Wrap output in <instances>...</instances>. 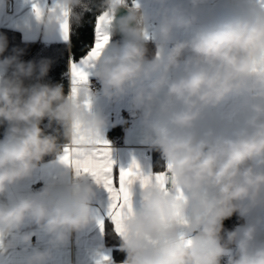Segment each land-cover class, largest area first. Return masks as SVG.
<instances>
[{
	"label": "clouds",
	"instance_id": "9594fccd",
	"mask_svg": "<svg viewBox=\"0 0 264 264\" xmlns=\"http://www.w3.org/2000/svg\"><path fill=\"white\" fill-rule=\"evenodd\" d=\"M89 12L108 39L76 65L86 79L70 67L67 93L44 82L50 60L24 61L20 48L5 56L0 34V264H57L74 234L93 222L103 231L95 202L106 189L82 166L106 140L101 98L126 100L164 161L159 172L139 166L130 200L111 214L106 191L120 264H264V0H32L30 9L49 37L71 35ZM91 255L109 260L99 247Z\"/></svg>",
	"mask_w": 264,
	"mask_h": 264
},
{
	"label": "crops",
	"instance_id": "0c3cea01",
	"mask_svg": "<svg viewBox=\"0 0 264 264\" xmlns=\"http://www.w3.org/2000/svg\"><path fill=\"white\" fill-rule=\"evenodd\" d=\"M41 3H50L51 0H40ZM32 0H12V11L9 12L7 8L0 12V28H7L18 32L24 41L36 42L42 41L46 43L51 42H68L61 33L49 37L45 36L41 30V26L35 23L30 14ZM26 25V26H25ZM86 56L83 58L85 59ZM80 61L73 62L76 65L81 64ZM70 64V67L72 64ZM70 71V69H69ZM99 84L95 89H99ZM99 105L108 120V126L105 129L106 140L112 149V159L116 162L113 170L114 185L118 187V169L128 168L133 160L140 166L142 171L147 173L149 169L152 172H159L163 167H159L161 162L160 154L148 146L145 142L142 127L138 120H124L123 114L129 113V107L126 100L109 102L103 100L99 101ZM115 128H122L121 135L116 131L114 136L111 132ZM51 159V158H50ZM50 159H46L50 160ZM164 162V161H163ZM164 165V163H163ZM32 187L39 182H42L38 175ZM139 191V185L133 188L134 198ZM108 206V194L101 186L98 189V197L95 202L96 214L104 223V229L93 222L83 232L74 234L69 244L57 252V264H96V260L91 255V250L94 248H101L102 254L109 257L106 264H120L124 260V253L119 248L118 242H109L107 238V231L113 225L106 215ZM44 241L42 235L38 234L32 238L34 246H41ZM22 255V253H19Z\"/></svg>",
	"mask_w": 264,
	"mask_h": 264
},
{
	"label": "trees",
	"instance_id": "16d2710c",
	"mask_svg": "<svg viewBox=\"0 0 264 264\" xmlns=\"http://www.w3.org/2000/svg\"><path fill=\"white\" fill-rule=\"evenodd\" d=\"M95 23L96 15L92 12L86 13L83 17L82 24L74 28L68 42L51 43L42 41L27 42L23 40L18 32L7 28H0V34L6 36L8 40V49L4 55H10L13 48H20L23 49L24 52L21 57L24 61H39L41 59L50 60V71L44 82L63 83L65 92L67 93L69 90L68 73L70 64L80 61L87 56L94 41ZM113 39L119 40L116 36ZM44 123L46 124L47 121H44ZM116 131H119V134L121 135L122 128H115L111 134L114 136ZM3 132L4 128L0 126V138L3 137ZM50 158L51 157H46L45 160ZM163 163V161L159 162V167H163ZM237 222V217L233 216L224 222V226L226 229L230 230L237 224ZM107 238L109 242L119 241V238L111 227L107 231Z\"/></svg>",
	"mask_w": 264,
	"mask_h": 264
},
{
	"label": "snow or ice",
	"instance_id": "6c2138e0",
	"mask_svg": "<svg viewBox=\"0 0 264 264\" xmlns=\"http://www.w3.org/2000/svg\"><path fill=\"white\" fill-rule=\"evenodd\" d=\"M38 11V10H37ZM70 34L65 30L63 37L67 41L70 39ZM108 37L102 35L100 31V20L97 18L94 30V41L91 49L89 50L85 59L81 61V64L85 62L87 58L96 54V50L102 48L107 42ZM72 74L74 77H80L82 79L87 78V74L84 72L83 68H77L76 64H72ZM113 164L110 146L107 140L102 142L101 147L96 151V153L89 159L83 162L84 171H91L96 177L98 183H101L106 191L109 193V199L112 201L109 206V214H111L112 209H122L124 204L130 200L132 195L131 185L135 180L141 179L140 174L137 169L139 165L133 160L132 164L128 169L120 168L118 176V187L114 185L113 177ZM159 178V177H158ZM116 220V217H113ZM118 230V228H117Z\"/></svg>",
	"mask_w": 264,
	"mask_h": 264
},
{
	"label": "built area",
	"instance_id": "2783aa9c",
	"mask_svg": "<svg viewBox=\"0 0 264 264\" xmlns=\"http://www.w3.org/2000/svg\"><path fill=\"white\" fill-rule=\"evenodd\" d=\"M7 10L9 12H11L13 9H12V0H8V5H7ZM93 85H94V88H96L98 86V83H96L95 81H93ZM123 119L128 121V120H133V118L130 117L129 113H124L123 114ZM42 186V182H39L35 185V188H40Z\"/></svg>",
	"mask_w": 264,
	"mask_h": 264
},
{
	"label": "water",
	"instance_id": "95a60500",
	"mask_svg": "<svg viewBox=\"0 0 264 264\" xmlns=\"http://www.w3.org/2000/svg\"><path fill=\"white\" fill-rule=\"evenodd\" d=\"M116 38L120 39V36L119 35H116ZM43 126V125H42Z\"/></svg>",
	"mask_w": 264,
	"mask_h": 264
}]
</instances>
